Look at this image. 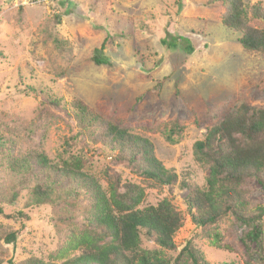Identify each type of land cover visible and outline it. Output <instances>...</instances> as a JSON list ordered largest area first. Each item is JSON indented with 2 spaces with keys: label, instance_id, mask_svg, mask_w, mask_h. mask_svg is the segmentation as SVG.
<instances>
[{
  "label": "rangeland",
  "instance_id": "1",
  "mask_svg": "<svg viewBox=\"0 0 264 264\" xmlns=\"http://www.w3.org/2000/svg\"><path fill=\"white\" fill-rule=\"evenodd\" d=\"M245 1L264 6V0ZM223 14L222 4L211 0H0V141L6 143L0 150V198L6 214L25 211L31 218L20 223L0 217V238L19 233L15 245L0 241L5 264L48 260L69 234V218L83 220V207L68 202L26 208L34 184L21 187L22 174L10 168V158L22 163L44 154L59 162L85 146L91 162L86 171L104 184L106 169L141 183L135 167L102 146L85 138L75 144V120L64 108L49 105L46 95L65 107L81 101L146 137L179 180L205 184L209 171L196 162L194 144L231 109L244 103L264 108V53L244 50L240 35L221 24ZM51 36L66 49H57ZM94 55L109 64L98 66ZM27 86L43 94H26ZM173 122L182 132L171 144L163 131ZM250 189L252 208L264 206L261 186L252 181ZM14 190L19 194L12 202ZM147 195L149 204L172 200L186 217L174 239L182 248L198 230L186 211L188 190L176 185ZM247 230L234 218L220 224L233 253L207 240L197 246L209 264H246L241 238ZM143 247L160 249L147 238ZM252 264H260L258 256Z\"/></svg>",
  "mask_w": 264,
  "mask_h": 264
},
{
  "label": "trees",
  "instance_id": "2",
  "mask_svg": "<svg viewBox=\"0 0 264 264\" xmlns=\"http://www.w3.org/2000/svg\"><path fill=\"white\" fill-rule=\"evenodd\" d=\"M211 1L222 4L221 24L240 35L238 43L244 50L264 53L262 4L245 0ZM51 39L57 49H66L64 41L56 36ZM92 62L98 66L109 64L97 55ZM25 89L26 94H43L34 87ZM46 98L49 105L64 108L75 120L79 129L73 138L75 144L85 138L102 146L112 156L135 167L141 183L123 181L120 174L106 169L104 184L86 171L91 162L85 146L67 158L61 157L59 162L44 154L29 156L22 163L10 158V168L22 174L21 187L29 182L34 184L26 208L64 202L83 207L82 224L73 223L72 216L69 218V234L48 260L30 258L23 264H209L197 241L207 240L213 248L233 253L235 248L225 242L219 231L227 218H234L248 229L241 238L246 264H252L256 256L264 264V206L253 209L247 199L252 181L264 190V108L244 103L231 109L208 130L204 139L194 144L196 162L209 171L205 184L200 186L188 179L179 180L176 172L158 160L153 143L146 137L97 114L81 101L65 107L56 97L46 95ZM181 132L182 127L173 122L165 125L163 135L174 144ZM5 149L6 143L0 141V150ZM176 185L188 190L186 211L198 229L182 248L174 239L184 226L183 213L168 198L155 205L146 203L148 190ZM18 194L14 190L12 202ZM0 217L20 223L31 220L25 211L6 214L1 198ZM18 234L9 232L0 241L15 245ZM143 238L160 249L144 248ZM0 264H5L1 258Z\"/></svg>",
  "mask_w": 264,
  "mask_h": 264
}]
</instances>
